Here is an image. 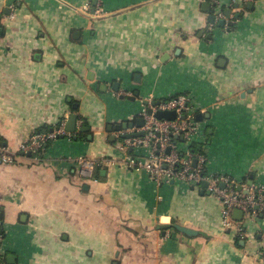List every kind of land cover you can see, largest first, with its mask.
Here are the masks:
<instances>
[{
	"label": "crops",
	"instance_id": "obj_1",
	"mask_svg": "<svg viewBox=\"0 0 264 264\" xmlns=\"http://www.w3.org/2000/svg\"><path fill=\"white\" fill-rule=\"evenodd\" d=\"M177 93L205 107L207 167L264 185V0H0V138L16 154L0 159L6 264H264V215L232 212L237 238L213 193L156 184L116 149L145 97ZM73 112L74 132L19 150ZM78 156L109 162L84 178Z\"/></svg>",
	"mask_w": 264,
	"mask_h": 264
},
{
	"label": "built area",
	"instance_id": "obj_2",
	"mask_svg": "<svg viewBox=\"0 0 264 264\" xmlns=\"http://www.w3.org/2000/svg\"><path fill=\"white\" fill-rule=\"evenodd\" d=\"M214 3H217V0H214ZM214 10L216 20L221 19L222 10L219 8ZM128 93L124 91L122 94ZM143 102L140 114L144 124L138 127L137 131L142 130L144 134L122 136L115 145L119 152L124 153V164L133 169H144L156 184L187 183L198 188L203 181H206L205 189L217 196L221 203V227L234 231L237 238H244V226L235 222L232 212L235 209H241L247 219H255L259 214L264 215V185L253 182L248 185L241 184L230 174L207 167V156L201 149L205 142L206 126L195 117L196 113L205 112V107L193 95L177 93L158 100L148 96L143 99ZM158 110H173L175 117L173 119L159 118L154 114ZM65 133L62 123L50 130L37 131L20 144L19 150L22 153H35L48 140ZM141 148L145 151L143 154L136 155L129 152V150ZM15 157L16 154L0 138V159L11 163ZM103 162H109V160L78 156L80 176L93 178V167ZM4 235L5 225L0 219V264H6ZM254 256L256 259L263 257L264 250L260 249Z\"/></svg>",
	"mask_w": 264,
	"mask_h": 264
},
{
	"label": "water",
	"instance_id": "obj_3",
	"mask_svg": "<svg viewBox=\"0 0 264 264\" xmlns=\"http://www.w3.org/2000/svg\"><path fill=\"white\" fill-rule=\"evenodd\" d=\"M214 4H216V3H214ZM202 5H203V7H205V9H209L210 8V5H208V2H206V1H203L202 2ZM207 6V7H206ZM229 12H230V9H226V11H225V13H227L228 15H229ZM239 14H240V12H238V13H235V17H238L239 16ZM214 19H215V17H214V14H211L210 16H209V21H214ZM219 25L220 26H224V24H225V21H224V19H220L219 20ZM116 84L117 83H115V85H114V88L115 89H118V85L116 86ZM135 94H136V92H135ZM129 98H131V99H133L134 98V96H132V97H129ZM146 103V102H145ZM150 111V110H149ZM155 116H157V117H159V118H169V119H173L174 117H175V111H173V110H158V111H156L155 113ZM77 113H75V112H73V113H71L70 114V116L68 117V119H67V121H66V125H65V130L66 131H68V132H74L75 130H76V128H77ZM205 116H208V114L207 113H205ZM196 119H198V120H200L201 118H202V113H196ZM144 124V119H143V117H139L138 119H137V122H136V125L137 126H142ZM125 127L126 126V124L125 123H123V125H117V129L118 128H120V127ZM84 129V128H83ZM142 134H144V131H136V132H132V133H127V134H123L122 136L123 137H130V136H135V135H142ZM253 181L252 180H249V184H251ZM207 186V182L206 181H203L202 183H201V191L202 192H208L209 193V190H206L205 189V187ZM239 213V214H242V210L241 209H235L234 211H233V213ZM173 226V227H175L178 231H180V232H182V233H186V234H188V235H193V234H196L197 232H198V230H196V229H194V228H192V227H189V226H186V225H182V224H180V223H173V224H167V225H163L164 227L165 226ZM162 226V227H163ZM9 257V261H8V263L9 264H16V262H15V257L13 256V255H9L8 256Z\"/></svg>",
	"mask_w": 264,
	"mask_h": 264
},
{
	"label": "rangeland",
	"instance_id": "obj_4",
	"mask_svg": "<svg viewBox=\"0 0 264 264\" xmlns=\"http://www.w3.org/2000/svg\"><path fill=\"white\" fill-rule=\"evenodd\" d=\"M253 257V256H252ZM246 260L251 261V257H245Z\"/></svg>",
	"mask_w": 264,
	"mask_h": 264
},
{
	"label": "trees",
	"instance_id": "obj_5",
	"mask_svg": "<svg viewBox=\"0 0 264 264\" xmlns=\"http://www.w3.org/2000/svg\"><path fill=\"white\" fill-rule=\"evenodd\" d=\"M2 140V139H1ZM3 141V140H2ZM49 141V140H48ZM196 149H198L197 147H195ZM199 150V149H198Z\"/></svg>",
	"mask_w": 264,
	"mask_h": 264
}]
</instances>
